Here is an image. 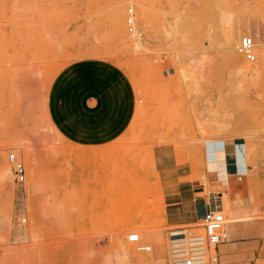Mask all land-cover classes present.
Segmentation results:
<instances>
[{
    "label": "rangeland",
    "instance_id": "obj_1",
    "mask_svg": "<svg viewBox=\"0 0 264 264\" xmlns=\"http://www.w3.org/2000/svg\"><path fill=\"white\" fill-rule=\"evenodd\" d=\"M56 1L59 9L51 11L50 29L52 41L58 42L50 45L43 95L47 117L61 140L52 130L51 145L33 142L35 149L41 145L33 152L41 179L34 194L38 217L32 223L24 193L28 174L20 183L13 178L11 226L0 243V264H29L17 252L31 245L30 225L47 227L38 243L44 242L42 253L48 250L45 264H114L119 243L139 247V240H127V233L135 229L145 230L138 234L142 240L147 233L154 241L150 251L155 264H170V246L175 247L171 251L175 260H181L186 231L203 233L201 222L182 228L166 223L156 152L172 145L179 157L188 158L192 170L204 168L205 146L219 143L230 152L233 144H226L231 137L226 138L225 130L233 117L218 109L216 96L224 88L244 95L250 104L238 107L241 113L250 123H264V81L235 73L206 46L205 53L196 50L188 55L190 62L203 67L193 84H185L170 50L173 42L164 36L160 21L166 22L172 5L182 9L186 0H143L147 24L139 29L144 45L139 52L123 45L125 38L110 24L108 8L115 0ZM189 1L194 13L210 10V0ZM214 2L224 7L230 24L242 30L240 35L252 36L255 45L264 43V0ZM2 27L6 23L0 21ZM124 35L131 36L126 25ZM208 63L211 72L205 68ZM197 124L206 129L203 143L198 141L202 135ZM2 132L0 141L5 138ZM8 150L17 153L28 172L24 153L13 145L0 148V168L8 164L12 170L6 161ZM231 152L226 154L235 164L248 162L242 155L237 163ZM198 179L214 209L218 203L221 207L217 200L221 195L210 189L207 175L199 172ZM228 183V200L222 194L225 206L236 193L234 183ZM225 206L220 209L227 221L231 216ZM123 228L126 235H114Z\"/></svg>",
    "mask_w": 264,
    "mask_h": 264
},
{
    "label": "bare ground",
    "instance_id": "obj_2",
    "mask_svg": "<svg viewBox=\"0 0 264 264\" xmlns=\"http://www.w3.org/2000/svg\"><path fill=\"white\" fill-rule=\"evenodd\" d=\"M55 1L0 0V21L6 23V27L0 29L3 32L0 34V110L3 111V116L0 118V131L2 132L3 130L1 135H5L4 137L7 138L0 141V148L13 145L19 151H22L21 153H24L25 161L28 165V172L25 171V177L27 173L28 180L24 188V193L27 195V215H29L31 223L38 217L34 194L41 179V174H38V170L34 165L35 161L33 157L36 154L33 152L39 144H37L35 149L33 142L46 141L48 142L46 145L49 143L51 145L52 142L54 143L51 133L55 128L50 124L47 117L43 91L47 87L45 76L47 75L46 68L50 54V45L55 41H52L54 37L51 36L50 29V16L55 9H59L56 4L57 1ZM191 4L189 0H186L185 6L182 9L176 5H172L168 12L169 17L166 19V22L162 23V19L160 21L164 36L173 42L170 50L171 52L173 51L177 61V67L180 72L178 75H181L182 79L185 80V84H193L198 79L199 68L203 67L190 62L188 55L198 51L205 53L207 47L217 52L223 62L235 73L249 76L255 81H264V43L258 45L253 43L256 59L254 62L246 63L234 49L242 30L234 28L230 24L229 14L224 10V7L217 6L214 0H210L209 12L207 13L204 10L201 13L202 15L199 13L198 15L197 12L194 13L191 11L193 7V4ZM108 9L110 10V13H108L110 24L114 32L121 39L125 38L123 45H126L128 48L130 47L131 50L133 48L136 52L143 50V38L139 33L140 27H144L147 24L143 0H115L110 4ZM127 20H129L132 27V30L129 31L131 36L128 39L124 35V26H127ZM200 24L203 25L200 27ZM134 28H136V32ZM51 37L53 38L51 39ZM55 45L57 44L55 43ZM139 47L142 48L139 49ZM148 62L145 61L146 65L149 64ZM205 68L209 72L213 69L209 63ZM176 69L174 70L175 72ZM176 84H178L177 87L181 86L179 82ZM185 84L184 86H186ZM196 90L192 88L194 93ZM219 92L218 96H216L217 100L215 104L218 109L223 110L230 118L233 117L232 122H229V127L225 130L226 138L231 137V140H228L226 144H233L231 145L232 150L230 152L232 151L231 154H234L238 158L237 163L240 159L244 158L242 155L248 158V162L246 160V163L243 165L246 166L247 171L245 170V175L248 178V184L250 186L253 184L251 179L255 177L257 164L261 158H264V123L262 121L257 122V120L256 122L253 121V123H250V118L246 119V116L241 113L242 109L238 107L250 104L249 100L244 98V95H238L233 90L226 88ZM205 131L206 129L202 125H199L198 132L200 135L205 133ZM56 132L55 130L54 134ZM59 136L60 134H55L56 138ZM58 140H61V138H58ZM205 140L206 138H203V135L198 138V141L201 143L205 142ZM40 146L38 148H41ZM11 151L18 157L14 150ZM230 152L228 151L227 153ZM241 156L242 158H240ZM243 160L245 162V159ZM237 177V174L228 175L224 177L225 183H227L226 179L234 183V179ZM12 181V170L8 164H3L0 168V243L6 241L4 232L11 226L12 197L15 190ZM222 194H220L221 197L217 200H220L222 203L220 208L223 209L225 205L223 204L224 195ZM236 194H234V197L232 196L233 198H230L232 199L229 202L230 206L239 207L241 205L242 198ZM249 194L251 195V193ZM226 196L227 193L225 198ZM227 205L225 206L226 209H228ZM220 208L218 210L223 213V210ZM255 214L259 215L258 212ZM223 215L225 214L223 213ZM31 227L30 225L28 231L31 245L25 248L27 249H24L25 251L19 249L17 254L29 264H45L44 253L48 252V250H44L45 252L42 253L41 248L44 242L43 244L38 243L40 238H42L40 237L42 232L47 233V227H32V229ZM127 229L117 230V232H114V235H123ZM135 230L137 234L145 232V230ZM145 234L143 235L144 240L139 235V243L138 241L136 242L139 246L149 245V252H146L144 254L145 256L143 255V251L137 247L136 249L133 246V248H129L131 246H127L121 242L118 244L119 247H115L117 250L114 252V264H155V254L153 255L151 252L152 248H154L152 247L154 241H149V237L151 236H148L147 233ZM183 239L182 252L179 255L182 259L175 260L177 257L171 254V251L175 247L170 246V253L168 254L170 256V264H180L185 258L192 259L193 264H209L210 261L213 262L212 245H207L202 232L190 234L186 231ZM144 242H147V244H144ZM2 264H4L3 261Z\"/></svg>",
    "mask_w": 264,
    "mask_h": 264
},
{
    "label": "crops",
    "instance_id": "obj_3",
    "mask_svg": "<svg viewBox=\"0 0 264 264\" xmlns=\"http://www.w3.org/2000/svg\"><path fill=\"white\" fill-rule=\"evenodd\" d=\"M225 150L219 143L205 146V166L199 170H192L188 158L179 157L172 145L157 150L166 223L177 228L196 224L202 210L213 206L210 195L203 194L199 172L207 175L210 189L218 196L228 191L224 177L237 174L234 189L242 198L241 205L228 207L231 217L223 225L225 237L213 247L215 258L209 264H264V158L258 162L256 175L251 179L253 184L249 186L246 166L242 162L233 164ZM217 207L220 208L219 203Z\"/></svg>",
    "mask_w": 264,
    "mask_h": 264
},
{
    "label": "built area",
    "instance_id": "obj_4",
    "mask_svg": "<svg viewBox=\"0 0 264 264\" xmlns=\"http://www.w3.org/2000/svg\"><path fill=\"white\" fill-rule=\"evenodd\" d=\"M132 27L127 20V31H131ZM253 38L248 34H242L238 38L235 45V51L240 55L246 62H254L256 55L253 49ZM264 142V140H263ZM6 161L11 164L13 178L16 182H23L25 178V167L22 161L15 155L11 150L6 152ZM213 205V204H212ZM199 221L201 222V227L203 231L204 239L207 245H212L213 247L223 241L225 233L223 230V225L225 223V217L220 210H215L214 207L204 208L199 216ZM127 240L129 242H137L138 234L137 232H129L127 234ZM141 251H148L149 245H140L138 247ZM213 252L212 260L215 258V253ZM180 264H193L192 259L185 258Z\"/></svg>",
    "mask_w": 264,
    "mask_h": 264
}]
</instances>
